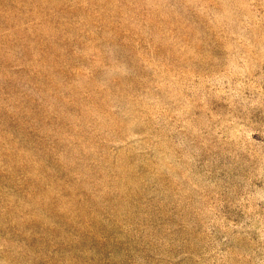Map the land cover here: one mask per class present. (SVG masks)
<instances>
[{
    "label": "rangeland",
    "instance_id": "obj_1",
    "mask_svg": "<svg viewBox=\"0 0 264 264\" xmlns=\"http://www.w3.org/2000/svg\"><path fill=\"white\" fill-rule=\"evenodd\" d=\"M0 264H264V0H0Z\"/></svg>",
    "mask_w": 264,
    "mask_h": 264
}]
</instances>
